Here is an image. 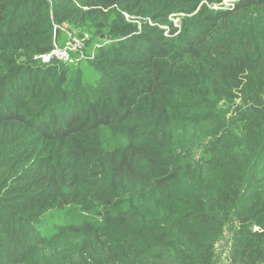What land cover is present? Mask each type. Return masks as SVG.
<instances>
[{"label":"trees","instance_id":"16d2710c","mask_svg":"<svg viewBox=\"0 0 264 264\" xmlns=\"http://www.w3.org/2000/svg\"><path fill=\"white\" fill-rule=\"evenodd\" d=\"M220 248L264 264V0H0V264Z\"/></svg>","mask_w":264,"mask_h":264},{"label":"built area","instance_id":"2783aa9c","mask_svg":"<svg viewBox=\"0 0 264 264\" xmlns=\"http://www.w3.org/2000/svg\"><path fill=\"white\" fill-rule=\"evenodd\" d=\"M226 3H227V2H225V4H226ZM83 43H84L83 41H80V40H78V39H72V41L70 42L69 45L71 46L70 48H71L73 51H82L83 46H84ZM52 56L57 57V58H60V59H63L64 61H67V60H68V50H67V48H66V49L64 48V50H62V51H60V50H58V49H55V50L51 53L50 56L44 58L45 61H49V60H50V57H52ZM254 230L257 231L258 228H255ZM228 261H229V260H228ZM229 264H230V261H229Z\"/></svg>","mask_w":264,"mask_h":264},{"label":"rangeland","instance_id":"374dc122","mask_svg":"<svg viewBox=\"0 0 264 264\" xmlns=\"http://www.w3.org/2000/svg\"><path fill=\"white\" fill-rule=\"evenodd\" d=\"M151 1H158V0H151ZM225 5V7H228V6H230L231 4L229 3V2H227L226 4H224ZM257 18H259V19H263V17L262 16H257L256 15V17H255V19H257ZM173 19V18H172ZM173 21H174V23L175 24H178V20H175V19H173ZM220 251L222 252V248H220ZM46 253H45V255H46V258L48 259V258H50V257H52V256H55L56 254L53 252V251H51L50 249H46V251H45ZM221 255L218 257L219 259H220V261L222 262V264H229V261L227 260V258H226V256L223 254V252L222 253H220ZM40 257H41V255H40ZM56 257V256H55ZM37 259H38V256H37ZM41 260H44V259H42V257L41 258H39V262L41 261Z\"/></svg>","mask_w":264,"mask_h":264}]
</instances>
